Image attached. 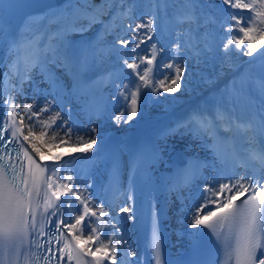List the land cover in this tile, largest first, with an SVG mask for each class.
Listing matches in <instances>:
<instances>
[{
  "label": "snow or ice",
  "instance_id": "obj_1",
  "mask_svg": "<svg viewBox=\"0 0 264 264\" xmlns=\"http://www.w3.org/2000/svg\"><path fill=\"white\" fill-rule=\"evenodd\" d=\"M175 2L180 8L168 17V0H146L149 13L140 16L135 15L136 4L130 0H101L99 5L92 0H63L39 14H29L24 23L36 24L37 30L26 26L15 37L0 16V51L5 52L0 68L7 67L6 72H0V264H39L41 259L44 264H135L119 255L135 257L136 252L122 229L109 223L114 219L111 209L93 197L90 180L81 181V174L89 173L98 162L101 148L87 154L93 152L99 133L95 126L86 135L76 131L68 101L75 100L81 110L102 118L107 111L96 103L97 94L113 88V99L122 106L111 122L119 127L142 117L147 99L158 104L165 93L175 99V94L186 87L189 58L197 63L219 58L228 68L235 67L237 56L252 57L250 63L264 60V51H260L264 48V0H220L216 11L222 18L213 12L211 3ZM12 6L28 9L37 4L35 0H21ZM4 7L5 0H0V12ZM105 8L115 9L107 22L100 18ZM197 9L201 16L196 15ZM161 12L166 20L163 27L159 24ZM95 23L102 27L92 40L69 39L73 34L83 35ZM185 24L189 27H182ZM192 24H196L195 30ZM201 27L205 31L197 34ZM116 29L126 32L127 38ZM158 31L171 38L170 47H158L156 41L150 46V55H141L138 49ZM113 34L114 42H103L105 36ZM161 53L169 58L165 61L161 57L157 63ZM106 63L107 69L85 78L86 73ZM56 69L63 71L70 84L64 83ZM34 70L48 84L47 89L35 86ZM29 82L33 86L31 103L24 92ZM38 95L45 97L39 108ZM48 96L54 98L59 110ZM241 96L251 105L247 119L236 115V100ZM174 135L201 140L213 157L211 162L189 159L165 177L170 188L177 191L191 187L199 178L207 181L200 190L202 203L190 211L189 227L211 232L223 251V264H264V66L260 76L247 73L234 77L218 101L190 110L165 128L161 138ZM46 138L53 143L45 144ZM32 141L45 144L49 150L66 146L71 150L66 154L70 158L50 155L53 163L41 164L26 146L25 142L44 160L41 148ZM257 141L256 147L241 146V142ZM209 167L215 175L203 177V170ZM140 171L139 157H133L127 181L129 200ZM120 177V162L114 158L110 186L119 190ZM244 196L246 199L237 203ZM119 212L134 220L128 206ZM149 248L155 264H162L155 222ZM89 256L91 260L86 259Z\"/></svg>",
  "mask_w": 264,
  "mask_h": 264
},
{
  "label": "bare ground",
  "instance_id": "obj_2",
  "mask_svg": "<svg viewBox=\"0 0 264 264\" xmlns=\"http://www.w3.org/2000/svg\"><path fill=\"white\" fill-rule=\"evenodd\" d=\"M63 2V0H60L59 2H57L55 5H59ZM92 2L96 5H99L101 3V0H92ZM45 11V9L35 13V14H39L41 12ZM105 12V9L103 11V13ZM27 17H25L19 27L17 28V30L12 34L14 37L17 36V34L22 30L23 27H30L33 31L37 30V25L36 24H30V25H25V20ZM164 19V18H163ZM165 20V19H164ZM161 27H163L166 24L165 22H160L159 23ZM95 26V25H94ZM93 31V25L90 28V30H88L87 32L83 33L85 35H89L91 32ZM159 34V32L157 33ZM24 35L26 36H30L29 32H24ZM162 35H164V33H162ZM166 36V35H165ZM148 42V46L151 45V41H147ZM159 44V43H158ZM260 51H264V48H261ZM141 54V53H140ZM5 55V54H4ZM252 57H245L244 59L238 61L237 63H235V67L234 68H225L221 71H219V76L216 78H211V77H205V79H203V82H199V84H202L201 87L192 92V93H187V96H182L179 99V102L174 103L173 105H171L169 108L165 109V111H144V115L142 117H138L137 119H134L130 124L125 125L123 123H121L119 130L117 132H109L107 133V135H114V136H119L121 137V151L123 154L128 155L129 153V146L131 144V141L134 138V135L138 134V129H137V125L139 123L143 124L144 126V132L148 133L150 135H154L157 138V145L158 147L161 149L163 155L160 158L159 162L153 166L152 168V175H150L147 178V185H150V194L154 199L157 200H164L166 204L169 205V203H171V196L170 195H161L160 192H158L159 190V182H160V178L157 177L158 173L161 170H163L164 168L168 167V161H171V159H173V155H172V151L173 150H180L185 157L189 156H195V154L190 153L186 148H184L183 145L178 144V143H171V144H167V142L165 141L166 138H161L159 135V132L165 128H167L171 122L170 120H168L167 117H171L172 114L174 112H179L181 110H185V113L183 116H185L190 110H192L193 108H197L198 106H202V105H206V104H211L214 101H218L219 100V96L220 93L222 92V90L225 88V86L229 85L231 80L234 77H239L242 74H247V73H251L253 76H260L258 74V67L264 65V60H255L254 62ZM122 67V65H120ZM5 70L7 71V67H5ZM57 70V69H56ZM262 70V69H261ZM93 71V70H92ZM93 73V72H92ZM260 73V72H259ZM89 77V76H88ZM85 77V78H88ZM92 78V77H89ZM33 80L36 82V87L42 89V87L39 86V84H41L40 81L43 80V77L36 74V70L33 71ZM45 85L48 86L47 83H45ZM224 85V86H223ZM24 92L25 94L29 97L28 102L31 103V97H32V93H33V86L31 84V82L26 83L24 85ZM115 94V90L111 87L105 88L103 91V94H97V101L98 102H104L107 104L108 108L110 110H112L116 104L118 103L116 100H111V97L114 96ZM253 95H255V93H253ZM49 98V96L47 97V99ZM17 99H21V97H17ZM37 99V108L40 107V105L43 103L45 97L43 95H38L36 97ZM66 100L68 99L67 97L65 98ZM54 100V98H53ZM75 102V100H69L68 104L69 107H72V102ZM53 104V103H52ZM53 107L56 110H59L58 106L56 105V103L53 104ZM236 107H237V112L236 115L240 118V119H247L250 111H251V105L249 104V101L246 97L241 96L236 100ZM72 118L78 119V117H80L81 115L79 114V112H82L81 108L80 109H76L72 107ZM61 115H64V112L61 113ZM45 116H47V113L45 114ZM136 128V130L133 132V128ZM27 132V129H25V134ZM259 142V141H257ZM27 143V142H26ZM32 143H35L37 145V147L41 148V151L44 155V160H39L40 157L36 155L35 152H33L31 150V146L29 144L28 147L30 148V150L33 152V154L35 155V157L41 161V164H51L53 163V161L49 160L48 157L51 156H60L61 155V150H56L54 148H52L51 150H49L48 147L45 146V144L40 143L39 141H32ZM244 144L247 143H243L241 142V146L242 148H249L248 145L245 146ZM96 149V148H95ZM58 151V152H57ZM78 155H80V153H78ZM214 173H212L213 176ZM211 176V177H212ZM204 177H207V175L205 174ZM210 176L208 178H211ZM155 178L157 179L156 182L151 183V179ZM207 181L203 178L199 179L197 181V183L193 186L195 188V190L191 189V196H187V198L189 197L190 200H186L185 202V208L186 210L189 212L194 209V207L196 206V204L198 203H202L201 199H200V194L198 193L199 189H202L204 184ZM157 190V192H156ZM159 196V197H157ZM164 220L166 221L167 224V229H168V234H167V242H166V246H167V250L166 252L169 255H179L181 253V250L179 247V245L177 244V240L175 238V230L167 223L168 218H170V214L168 213V210H166L164 213ZM136 219V216H134V220H127V225L130 226ZM169 221V220H168ZM187 221V223L189 224V219L185 218L184 222ZM182 223V222H181ZM171 224V222H170ZM180 226V224H179ZM180 227H186L185 223H182ZM188 228V227H187ZM107 230H109L110 228H106ZM186 229V228H185ZM189 229H191L189 227ZM191 233L195 232L196 229H191L190 230ZM179 233V238H180V244L185 243L184 241H188V239L192 238V235H188V232H186L185 234H181V232H176V234ZM121 255V253H120ZM136 257V256H135ZM135 257H133V261L135 262ZM86 259L91 260L92 257H87ZM129 261H131V257L129 258Z\"/></svg>",
  "mask_w": 264,
  "mask_h": 264
},
{
  "label": "rangeland",
  "instance_id": "obj_3",
  "mask_svg": "<svg viewBox=\"0 0 264 264\" xmlns=\"http://www.w3.org/2000/svg\"><path fill=\"white\" fill-rule=\"evenodd\" d=\"M130 2H133L136 4V8H135V15L136 16H140L141 14H146L149 13V5H147L146 0H130ZM169 3V7L167 9V16L171 17L172 14L177 11L180 8V5L178 3L175 2V0H168ZM202 4H206L203 2V0H201ZM115 11V9L112 10H108L107 8H105V12L103 14H101L100 18L107 22L110 17L112 16L113 12ZM204 11H207V9H204ZM233 11H241V10H233ZM213 12L219 17L222 18L221 14L219 12L216 11V8L213 9ZM245 14H247V10H244ZM227 13L225 12L223 15H226ZM197 16H201V10L197 9L196 12ZM165 13L161 12L160 13V20L159 23L162 21L164 22L165 20ZM164 18V19H163ZM202 19V17H201ZM82 23H87V21H82ZM95 25V26H94ZM101 24L100 23H95L93 24V31L89 34V35H81V34H73L69 37V39L73 40V41H82V40H92L93 38H95L96 34L100 31L101 29ZM182 27L187 28L189 27L187 24L183 25ZM194 30L196 29V24H192L191 26ZM210 29H214V26L209 25ZM205 31V29L203 27H201L199 29V33H203ZM116 32L120 33L124 38H127V33L126 32H120V29H116ZM159 32V31H158ZM125 33V34H124ZM215 34V33H214ZM158 35L160 37V41L158 44V47H164V48H169L172 40L169 36H165L162 35L161 32H159V34H156L153 36V40H151V44L153 43V41L158 38ZM116 39L115 34L113 35H107L104 37L103 42L107 43V42H114ZM217 42H219V39H217ZM145 43H148L147 41ZM144 45V44H143ZM143 45H141V51H139V53H141V55H150L151 54V45L149 47H146L145 49L143 48ZM138 49V50H140ZM161 57H163V59L165 61L168 60L169 56L167 53H161L160 55H158L157 57V63L160 62ZM245 57L248 56H237L234 58V64L237 63L238 61L244 59ZM112 60H115V57H111ZM264 66V65H262ZM262 66L258 67V74L261 75L262 74ZM109 67V65L103 64L100 65L96 68L93 69V71H90L88 73H86L85 77H95L96 75H98L100 72L104 71L105 69H107ZM227 68L226 66L222 65V62L219 58H215L212 59L210 58L207 63H205L203 60H201L199 63H197L196 60L189 58L187 61V69L188 71L185 72V79L187 81L186 87L182 88L180 92L175 94V99H173L171 96H169L167 93H165L163 95V97L161 98V103H154V101L152 99H147V105L144 108V111H165V109L169 108L171 105H173L174 103L179 102V99L182 96H187V93H192L196 90H198L202 84H199V82H203V79H205V77H211V78H216L219 76V71L223 70ZM130 71V70H128ZM57 75L60 76L62 78V80L64 81L65 84H69V78L65 75H63V71L61 69H57L56 70ZM93 72V73H92ZM260 72V73H259ZM88 77V78H89ZM134 79V78H133ZM41 84H39L40 87H42V89H47L48 86L45 85V82L40 81ZM224 86V85H223ZM254 93V92H253ZM115 95V94H114ZM166 98V99H165ZM49 101H51L53 104L56 103L55 100H53L52 96H49L48 98ZM113 100V96L111 97V100ZM107 106V104H106ZM121 103H117L116 106L110 110L107 106V115L103 118H97L94 119L93 116H87V117H83L80 112L79 114L81 115L80 117H78V119L72 118V120L74 121L76 119V121H74L75 123V128L76 131L80 134V135H86L87 133L90 132V129L95 126L98 129V142L97 144H99L100 139L103 135L109 133V132H117L119 130V127H117L115 124H113L111 122V117L116 115L118 113V111L121 108ZM69 107V104H68ZM72 107L76 108V109H80V105L76 103V101L72 102ZM71 107V108H72ZM194 109V108H193ZM145 111V112H146ZM57 124L60 123L59 120H57L56 122ZM136 130V128H133V132ZM165 141L167 142V144H171V143H178L184 146V148H186L190 153L195 154V155H206L207 153V148L205 146H203V143L200 140H195L193 139L192 135H174V136H170L167 137L165 139ZM53 143V141H51L50 139L46 138V142L45 144H51ZM96 144V145H97ZM93 146V152H95V146ZM56 150H61V155L63 156L64 159H69L70 157L68 155H66L67 153H69L71 150L70 148L66 147V146H60V147H53ZM58 152V151H57ZM89 154V153H88ZM75 155H78V153H76ZM38 158V157H37ZM39 159V158H38ZM40 160V159H39ZM41 162V161H40ZM107 207H109L111 209V215L114 218L112 221H110L109 223H116L121 229H122V235L124 236V238L128 241L129 246L131 247V249L133 250V245L130 239V235L128 233L129 230V226L127 225V220H122L119 218L118 216V212L116 209L115 205H106ZM169 214H170V218H168L167 223L175 230V238H176V242L177 244L180 246L179 248H183L184 245L187 243V241H184L185 243L180 244V238H179V233L176 234V232H181V234H185L186 232H188V235H190L191 233V229H189V224L187 223V221L184 222V219L187 218L189 219V212L182 207H178L177 205L175 206L174 204L171 205L169 207ZM171 222V224H170ZM186 224V229L184 227H180L182 223ZM180 224V226H179ZM188 227V228H187ZM106 232H108L109 230H107L106 228L104 229ZM189 240V239H188ZM120 255V254H119ZM121 258H124L126 261H129L130 257H125L124 253H121L120 255ZM131 261H133V257H131Z\"/></svg>",
  "mask_w": 264,
  "mask_h": 264
},
{
  "label": "water",
  "instance_id": "obj_4",
  "mask_svg": "<svg viewBox=\"0 0 264 264\" xmlns=\"http://www.w3.org/2000/svg\"><path fill=\"white\" fill-rule=\"evenodd\" d=\"M137 129H138L139 132H142L144 130L143 124L139 123L137 125ZM173 155H174V158L176 159V161L178 163H183L184 162L183 155H182L181 151L176 150V151H174Z\"/></svg>",
  "mask_w": 264,
  "mask_h": 264
},
{
  "label": "trees",
  "instance_id": "obj_5",
  "mask_svg": "<svg viewBox=\"0 0 264 264\" xmlns=\"http://www.w3.org/2000/svg\"><path fill=\"white\" fill-rule=\"evenodd\" d=\"M203 2L206 4H213L215 6L213 9L218 8L220 6V0H203Z\"/></svg>",
  "mask_w": 264,
  "mask_h": 264
}]
</instances>
